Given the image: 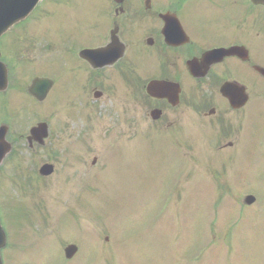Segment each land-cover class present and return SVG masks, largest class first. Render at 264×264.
<instances>
[{"label": "rangeland", "instance_id": "374dc122", "mask_svg": "<svg viewBox=\"0 0 264 264\" xmlns=\"http://www.w3.org/2000/svg\"><path fill=\"white\" fill-rule=\"evenodd\" d=\"M71 3L74 8L57 7L49 16L37 11L32 28L52 35L60 28L65 40L84 43L82 23L78 21L84 19V11L77 0ZM45 18L49 22L40 25ZM59 42L53 46L52 41L43 42L38 37L37 44L26 49L24 60L14 69L13 83L22 80L28 85L37 75L52 79L55 85L41 104L26 97L25 91L23 105L15 102L16 96L8 95L13 101L5 117L11 124L12 136L21 135L22 139L12 158L0 168V223L8 240L1 254L3 264H264V196L247 208L253 217L241 216L235 204L218 201L214 189L208 187V173L196 166L194 173L208 181L197 176L191 195L177 202L178 185L192 169L195 158H185L174 147L146 141L130 149L121 142L113 145L106 134L108 114L127 104L116 97L114 104L103 98L96 110L89 109L87 103L95 107L94 99L84 92V65L76 57L82 46L71 44L69 50L60 51ZM38 122L48 124L49 137L44 147L34 144L28 149L25 138ZM138 123L136 139L142 142L145 118L139 115ZM246 126L245 144L213 158L228 163L226 172L230 176L233 173L238 182L236 192L251 191L260 196L264 195V120L250 114ZM198 148L202 149L198 155H214L210 153L212 147L201 144ZM213 158H207L208 163L217 165ZM188 159L193 162L189 164ZM44 164L53 165L54 173L39 178L38 168ZM188 181L183 183L184 190ZM221 181H227V177ZM229 187L235 190L232 183ZM63 196L66 201H57L54 219L50 200ZM241 196L238 194L236 200ZM76 198L84 213L96 210L98 224L102 222L108 232L111 229L113 245L110 235L111 242L104 244L94 218L75 221L64 213L66 210L61 212L70 208L76 216ZM12 219L23 230L12 227ZM43 234L45 239L34 241ZM84 237L99 238L103 245L97 247L105 256L112 246L109 258L84 255ZM211 238L216 250L208 245ZM71 240L81 252L67 262L62 251ZM219 240L227 241L229 250ZM86 244L93 250L89 242ZM184 257L190 259L184 261Z\"/></svg>", "mask_w": 264, "mask_h": 264}, {"label": "flooded vegetation", "instance_id": "af4514ba", "mask_svg": "<svg viewBox=\"0 0 264 264\" xmlns=\"http://www.w3.org/2000/svg\"><path fill=\"white\" fill-rule=\"evenodd\" d=\"M78 2L84 11V50H103L106 58L115 60L101 68L98 57L84 60V92L92 94L96 108L88 103L87 107L96 110L103 98L114 104L112 96L119 97L120 92L127 104L108 114V135L127 132L132 140L136 137L138 82L143 89L150 83L172 84L161 99L145 95L144 129L154 144L178 148L203 144L212 147L211 154L220 153L245 144L250 114L264 120V0ZM71 6V0H48L42 10L49 15L57 7ZM31 31L20 23L0 36V63L9 73L8 88L0 92V127L7 126L13 147L22 136H12L5 117L13 101L8 94L23 105L28 86L22 80L11 83L10 73L24 60L26 49L37 44ZM60 36L59 45L68 48L71 43L63 38L65 33ZM45 40L48 33L43 35ZM56 42L55 36L52 45ZM227 83L242 90H230L225 98L220 88ZM174 85L180 92L177 105L172 106L168 95L176 99Z\"/></svg>", "mask_w": 264, "mask_h": 264}, {"label": "water", "instance_id": "95a60500", "mask_svg": "<svg viewBox=\"0 0 264 264\" xmlns=\"http://www.w3.org/2000/svg\"><path fill=\"white\" fill-rule=\"evenodd\" d=\"M39 0H0V35L6 29L7 26H11L12 23L17 22V20L27 17V15L36 6ZM79 56L84 59V51H82ZM46 82V81H43ZM43 82H34L30 89V92L35 95L39 100H42V96H39L38 92H35L36 88L43 84ZM31 134L34 138H38L42 141V138L47 136L46 126L38 125L37 128L31 130ZM3 130L0 132V162L7 151H9V146L5 144ZM52 171L51 167L44 166L41 169V174L48 175ZM252 198H247L246 202L250 203ZM5 245V236L0 226V249ZM76 251V248L69 247L65 250L66 258H71V256ZM1 264V262H0Z\"/></svg>", "mask_w": 264, "mask_h": 264}]
</instances>
